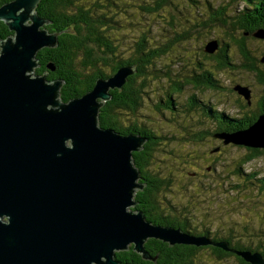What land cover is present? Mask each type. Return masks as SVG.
Returning a JSON list of instances; mask_svg holds the SVG:
<instances>
[{"label":"water","instance_id":"95a60500","mask_svg":"<svg viewBox=\"0 0 264 264\" xmlns=\"http://www.w3.org/2000/svg\"><path fill=\"white\" fill-rule=\"evenodd\" d=\"M39 1L0 6V20L14 31L0 40V264H122L117 251L131 244L149 259L150 237L212 243L154 225L131 208L143 188L133 152L147 139L103 128L98 119L110 90L121 89L134 67L97 79L91 91L68 102L59 98L61 80L30 73L39 66V50L58 44L57 33L43 28L48 20L36 11ZM254 36L264 38V28ZM218 47L211 40L205 51ZM235 90L249 98L248 87ZM216 137L264 147V113L248 128ZM237 253L264 264L261 253Z\"/></svg>","mask_w":264,"mask_h":264},{"label":"trees","instance_id":"16d2710c","mask_svg":"<svg viewBox=\"0 0 264 264\" xmlns=\"http://www.w3.org/2000/svg\"><path fill=\"white\" fill-rule=\"evenodd\" d=\"M13 1L0 0V6ZM191 1L194 2V0ZM237 4L254 7L238 8L236 13L232 14L230 7ZM165 6L178 8L174 0H40L36 11L39 16L48 20V23L45 24L48 32L57 33L58 44L55 47H44L39 50L37 54L39 66L32 74L45 75L50 81L61 80L62 87L59 98L68 102L91 91L97 79L108 78L124 66L135 68V72L128 76L127 82L121 89L110 90L112 97L100 108L98 119L99 125L103 128H111L124 135H140L147 139L141 149L133 152V163L141 173L139 181L143 188L136 191L132 210L142 212L145 218L154 225L174 227L196 237H206L212 243L171 244L168 241L150 237L145 241V247L150 254L149 259L143 258V255L138 253L134 249V245L131 244L129 249L117 251V259L122 264H199L198 262L202 261L200 253L206 249L209 251V256L215 260L234 257L237 264H253L239 255L237 251L258 252L264 256V246L258 245L250 249L247 244H241L240 241L234 242L232 238L221 236L217 231L214 232L206 226L195 230L191 226L189 217L191 212L186 205L176 207L170 203L169 206H166L164 198L173 181L168 176H162L161 172H153L151 169V164L166 136L159 135L147 123L140 121L137 114L144 105L150 75L158 77L164 72L163 76L170 78L171 81V89L167 91L169 98L166 102L161 100L157 105L158 109L162 106L173 110V94L182 92L186 85H192L197 90L221 87L216 72L234 66L233 60L230 59V43L226 41L219 43V40L211 38L218 41V50L214 53H204L206 60L213 58L215 61L213 67L216 70L213 67H205L198 59L196 61L198 68L194 65L192 72L185 76L184 81H181L173 79L169 70L164 71L156 67V61L176 43L190 40L193 31L203 35V31L210 30L215 21H219V26L233 29L232 31L230 29V32L225 30V34L239 46L242 58L245 56L246 60L250 62L245 64L249 67H245L251 71L256 69L257 67L254 66L256 62L252 60L256 56L248 47V40L254 36L255 31L264 28V0H228L226 5L218 7L209 3L207 6L209 14L203 11L201 14L204 16L199 19L200 10L195 9L196 18L194 17L190 21L192 23L190 28L181 32L176 28L177 16L171 14L170 19L167 20L169 27H172V31H169L172 34H170V39L167 38V41L162 44L153 45V41L148 36L149 29L142 28L139 37L134 40L132 53L125 57L121 53L122 46L115 41L111 34L115 26L123 28V23L141 25L144 22L141 17H150L161 12ZM122 15L127 16L125 21L120 19ZM178 16L179 18L183 16L185 21H189L185 13L180 12ZM238 31L240 32L239 37L234 34ZM13 33L14 31L7 23L0 20V40H7ZM261 74L263 73L258 75L260 80H262ZM195 98V96L191 97L193 107L200 104L203 114L208 119L212 118L216 126L214 130L205 127L192 135L189 133L186 140L192 143L199 145V142L214 135L216 137V134L223 131H237L252 125V122H245V124L240 122L239 117H232L218 108H213L211 104L199 103ZM262 103L264 105V98H262ZM263 105L261 104L260 107ZM240 107H246V103ZM262 111L264 112V108ZM246 114H242L241 117H245ZM250 116L254 117L253 120H258V115ZM232 144L245 150L236 165L233 160L230 164L235 166L238 175L243 174L244 164L264 154V147ZM195 152L197 153V150ZM218 161L219 158H213L210 161L211 166L207 168L215 171ZM260 188L264 190V183L260 185ZM193 200L196 201L195 205L197 206V196ZM193 200L188 202L191 204ZM208 234L213 236L212 239ZM225 239L229 244L225 245L227 247L219 244L225 242L222 241Z\"/></svg>","mask_w":264,"mask_h":264},{"label":"rangeland","instance_id":"374dc122","mask_svg":"<svg viewBox=\"0 0 264 264\" xmlns=\"http://www.w3.org/2000/svg\"><path fill=\"white\" fill-rule=\"evenodd\" d=\"M174 2L178 6L177 9H174L173 6H165L161 12L150 17H141L145 22L141 25L123 23V28L115 26L111 34L115 41L122 46L121 53L125 57L132 53L134 40L139 37L142 28L149 29L148 36L153 41V45L162 44L172 35L169 32L172 31V27H169L167 23L171 14L177 16L176 28L181 32L190 28L192 24L190 21L194 17L196 18L195 9L200 10L198 18L201 19V16H204L201 14L203 11L208 13L209 3L218 7L226 5L228 0H194V2L174 0ZM237 5L230 7L232 14L236 13L238 8L254 7L245 4ZM180 12L185 13L188 22L183 16L179 18ZM126 18L125 15L120 17L122 21H125ZM43 28H45V24ZM230 29L219 26V21H215L210 30L203 31V35L193 31L190 40L176 43L156 61L157 69L169 70L173 79L184 81L185 76L192 72L194 65L198 68L196 65L198 59L205 67L212 68L215 65L213 58L206 60L204 57V53H207L204 46L208 42L213 38L219 40V43L220 41L229 42L230 59L233 60L234 66L216 72L221 84L219 90L215 88L197 90L192 85H186L182 92L173 94L175 103H173V110L162 106L158 109V103L161 100L166 102L169 98L167 91L171 89V81L170 78L163 76L164 72L158 77L150 75L144 105L137 116L140 121L147 123L159 135L166 136L151 164L153 172L159 171L162 176H168L173 181L171 187L166 191L167 198H164L166 206H169L170 203L176 207L186 205L191 212L189 215L191 226L195 230L206 226L214 232L217 231L221 236L232 238L234 242L240 241L241 244L249 243L263 247L264 190H261V183L256 178L264 177V154L244 164L243 174L238 175L235 166L230 164L232 160L235 161V165L239 162L241 155L245 152L244 149L232 143L225 144L214 134V136L199 142V145L186 140L190 134L192 135L197 130L205 127L214 130L216 126L212 118L208 119L203 114L200 104L193 107L191 97L195 96L197 102L211 104L213 108L225 111L232 117H240L243 114L240 105L246 103V100L237 93L235 86L239 84L246 86L257 94L263 92L264 38L252 36L248 40V47L256 56L255 59L252 58L256 64L251 65L257 68L251 71L245 67L248 66L243 61L246 60V57L242 58L239 46L225 34V30L229 31ZM234 34L240 36L239 31ZM30 73L32 74L33 71ZM259 73H263L261 74L262 80L258 76ZM32 75L34 76V74ZM216 157L219 158L216 170L207 168L211 166L210 161ZM195 196H197V206L195 205L196 201L193 200ZM189 200H193L191 204L188 202ZM260 235L263 237H259ZM200 255L202 261L198 262L199 264H237L234 257L215 260L209 256L207 249L203 250Z\"/></svg>","mask_w":264,"mask_h":264},{"label":"flooded vegetation","instance_id":"af4514ba","mask_svg":"<svg viewBox=\"0 0 264 264\" xmlns=\"http://www.w3.org/2000/svg\"><path fill=\"white\" fill-rule=\"evenodd\" d=\"M251 39V38H250ZM244 59V58H243ZM246 64H249L250 62L249 61H247V60H243ZM260 61H261V59H260ZM182 81V80H181ZM250 90V95H249V98H247V97H245L243 94H240L238 91H237V93L238 94H240L241 95V97H242V99H245L246 101V107H244V108H241L242 109V111H243V114H245V113H247L246 115H245V117H239L240 119V122H242V123H244L245 124V122L246 123H250V122H252L251 124H253L254 122H256V120H253V118L254 117H252V116H250V115H258L257 116V118H259L260 117V115H262L264 112L262 111V109L264 108V105H263V103H262V98H264V96H263V94H264V88H263V92L262 93H260V94H257V93H255V92H253L252 91V89L251 88H249ZM263 105L262 107H260V105ZM246 109V110H245ZM254 109V110H253ZM225 112V111H224ZM248 114H250V115H248ZM241 130V129H240ZM238 131V130H237ZM224 132V131H223ZM232 132H235V131H232ZM222 133V132H221ZM217 135V134H216ZM219 140H223V139H219ZM259 158V157H258ZM255 159H257V158H255ZM255 159H253V160H255ZM253 160H250L249 162H251V161H253ZM255 174L257 173V172H254ZM256 180L257 181H259L261 184H263L264 183V177H260V178H256ZM264 235V234H263ZM263 235H260L259 237H263ZM208 236H209V238H211L212 239V237L213 236H211V235H209L208 234ZM211 241V240H210ZM222 241H225V242H227V244H228V241L225 239V240H222ZM229 245V244H228ZM247 245L248 246H250V249L252 248H255L256 246H258V245H255V244H249V243H247ZM236 249V248H235ZM237 249H239V248H237ZM248 249V248H247ZM247 249H243V250H247ZM249 249V250H250ZM256 251H258V250H256Z\"/></svg>","mask_w":264,"mask_h":264}]
</instances>
